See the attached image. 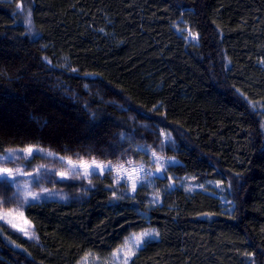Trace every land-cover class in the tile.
I'll return each instance as SVG.
<instances>
[{"label":"trees","instance_id":"trees-1","mask_svg":"<svg viewBox=\"0 0 264 264\" xmlns=\"http://www.w3.org/2000/svg\"><path fill=\"white\" fill-rule=\"evenodd\" d=\"M29 147L111 164L162 149L169 190L30 204L40 245L0 224V264L107 257L146 229L130 264H264V0H0V154Z\"/></svg>","mask_w":264,"mask_h":264},{"label":"rangeland","instance_id":"rangeland-1","mask_svg":"<svg viewBox=\"0 0 264 264\" xmlns=\"http://www.w3.org/2000/svg\"><path fill=\"white\" fill-rule=\"evenodd\" d=\"M180 32L189 41L197 42L198 37L191 30L182 28ZM31 148L32 155L25 151L27 148L0 154V169L12 170V177L7 182L0 181V224L8 228L9 235L22 237L36 245H40L39 236L25 213L30 204L49 201L78 204L99 189H105L116 197L129 199L134 198L140 189H144L143 197L149 205L154 206L162 204L163 189L169 190V186L162 188L161 184L166 183L168 166L174 161L166 158L162 149H143L149 154V164H111L99 160L75 161L45 149ZM34 180L38 181V186ZM177 182L187 191L221 193L224 190V185L220 182L210 183V188L200 187L190 179ZM33 196L37 199H33ZM158 238L156 229L133 233L109 256L89 253L77 264H130L147 242Z\"/></svg>","mask_w":264,"mask_h":264},{"label":"snow or ice","instance_id":"snow-or-ice-1","mask_svg":"<svg viewBox=\"0 0 264 264\" xmlns=\"http://www.w3.org/2000/svg\"><path fill=\"white\" fill-rule=\"evenodd\" d=\"M25 2H27V0H25ZM28 16H31V11L28 12ZM29 23H31V21L29 20ZM25 151H27L30 155L33 154V149L31 147L25 149ZM51 155V153H49ZM17 171H20L19 169ZM12 177V170L11 169H0V181L2 182H7L10 178ZM34 183H37L38 186V181L34 180ZM33 199H37V197L33 196ZM2 218V217H0ZM13 227H15V225H13Z\"/></svg>","mask_w":264,"mask_h":264}]
</instances>
